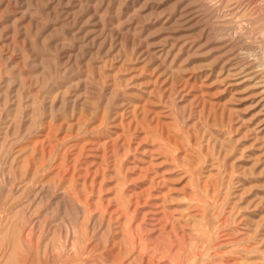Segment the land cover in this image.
I'll return each instance as SVG.
<instances>
[{"label":"rangeland","instance_id":"1","mask_svg":"<svg viewBox=\"0 0 264 264\" xmlns=\"http://www.w3.org/2000/svg\"><path fill=\"white\" fill-rule=\"evenodd\" d=\"M0 264H264V0H0Z\"/></svg>","mask_w":264,"mask_h":264}]
</instances>
